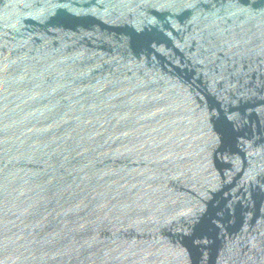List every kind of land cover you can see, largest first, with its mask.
<instances>
[{
  "label": "water",
  "instance_id": "1",
  "mask_svg": "<svg viewBox=\"0 0 264 264\" xmlns=\"http://www.w3.org/2000/svg\"><path fill=\"white\" fill-rule=\"evenodd\" d=\"M0 264H264V0H0Z\"/></svg>",
  "mask_w": 264,
  "mask_h": 264
}]
</instances>
